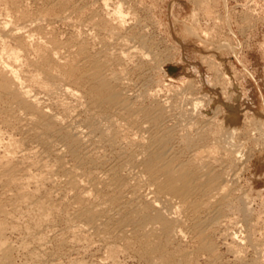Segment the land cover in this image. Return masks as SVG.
<instances>
[{
	"label": "bare ground",
	"instance_id": "obj_1",
	"mask_svg": "<svg viewBox=\"0 0 264 264\" xmlns=\"http://www.w3.org/2000/svg\"><path fill=\"white\" fill-rule=\"evenodd\" d=\"M40 1L45 8L40 12L37 7L38 15H30L21 0H7V7L0 14V115L6 116L3 120L0 116V121L7 128L17 124L24 130L21 131L24 136L16 138L11 133L13 127L11 134L0 129V200L10 201V205L9 201H3L8 202V211L0 201V215L10 216L25 209L32 222L27 234L41 242L46 227L51 231L56 228L52 220L57 216L53 218L51 214L76 204V210L69 208L75 210L70 220L64 219L68 222L66 227L64 225L65 233L74 239L91 244L92 233L119 239L126 232V236L130 233L132 239L137 238L142 246L137 244L142 248L139 257L144 258L146 264L198 263L186 249L179 248L180 242L187 238L196 244V252L216 264L218 252L213 243L218 240L214 242L211 237L221 228L227 231L240 225H236V214L242 217L241 225L251 215L247 195L238 193L236 188L240 186L238 173L248 159L240 145L234 143L235 136L223 133L224 124L216 123L213 109L193 102L191 92L194 90L188 91L192 84L187 80L179 79V86L164 82L155 89L149 85L144 67L149 63L151 68L161 69L163 55L151 46L145 25L134 13L122 11L121 4L117 2L111 9L109 0H101V11H90L88 20L85 19L88 28L107 35H98L106 40L96 43V31L90 32V37L84 35L83 11L80 7L76 8L78 11L74 6L72 9L73 1L71 6L70 0ZM54 7L63 10L65 14L58 17L67 22L71 14H78V19L74 16L77 24L70 23L74 30L68 42L51 37L57 33L48 35V30L49 33L54 30V24L45 32L46 12ZM160 87H168V97H160ZM260 197L264 200V196ZM229 213L235 217L225 218ZM255 225L258 224L246 226L251 234ZM242 229L241 233L245 231ZM236 234L227 232L224 236L230 243L224 246L241 259L244 253L241 254ZM175 243L180 245L176 247ZM258 244L250 239L253 264H264V247ZM54 252L50 251L53 258ZM108 252L114 255L115 248L109 247ZM0 254V264L11 261L8 246L1 244Z\"/></svg>",
	"mask_w": 264,
	"mask_h": 264
},
{
	"label": "rangeland",
	"instance_id": "obj_2",
	"mask_svg": "<svg viewBox=\"0 0 264 264\" xmlns=\"http://www.w3.org/2000/svg\"><path fill=\"white\" fill-rule=\"evenodd\" d=\"M0 1H1L0 3L1 13L0 14H2L4 9H6L7 7V4H6L7 0L6 1L4 0L5 2L3 0H0ZM21 1L23 2L24 7H26L25 8L26 11L28 9L27 12L28 13L30 12L29 13L30 15L32 14L38 15L39 10L40 12H42L43 9L45 8V6H43V4L41 3L42 1L40 0L39 1L35 0L36 3L34 2V0L33 1L32 0H27V1L21 0ZM70 1H69L70 6H71L72 1L74 4L71 6V8L73 6H74L73 7L74 9L80 7L81 8L80 10L83 11L82 13L83 16H81V18L82 20L85 21L84 25L86 24V27L84 26L83 28L84 32H86L84 35H86L87 37H90L88 36L90 32L91 34H94L97 32L96 33L97 39L95 40L96 43L99 42V40L102 41V39L106 40L105 37L103 38H100L102 36L98 37V35L103 34V31H96L93 29L90 30V28H88L89 25H87L88 23L86 22V20H88L89 15L91 13L98 12L100 9H102V7H100L102 1L95 0V1H98L95 3V1L93 0H87L85 4L86 6L84 5L85 0H82V1L81 0L79 1L70 0ZM117 2L121 4L122 11L124 12L130 11L131 13H134L136 18L145 25L146 27L145 32H146L147 38L149 39L151 46L154 49H156V52H159L163 55L164 62L162 63L161 69L159 70L153 69L151 68V64L149 63H148L149 65L147 64L148 67L145 66L147 69L144 67L145 69L144 74L150 79V82H148L149 85L151 84L152 88L155 87V89L157 88V86L158 87L162 86L164 82L170 83L171 85L174 84L173 86H179V83H178L179 79L187 80L189 83L192 84L191 89L189 88L188 91L191 92L192 90H194L191 92V94H193L192 95V98L194 99L193 102H197L199 107L208 106L209 108L213 109L214 115H215L214 120L216 121V123L224 124L223 133L224 134L229 133V135L233 137L235 136L234 143L236 145L237 144L240 145V148H241L240 150L242 151V154H244V156L247 157L246 159L248 160H246L245 162L246 164L244 165V168L240 170L238 173L239 179H238L237 184H239L240 186L237 185L236 188L238 189L237 190L238 193L241 192L247 195L248 197L247 204L250 207L251 215L247 219V222H244L245 224L242 222V225H241L242 217L240 215L238 216L237 214L231 215L229 213L228 215L230 216L225 215L227 216L225 218H233L236 216V222H237L236 225L240 224L238 225L240 227L238 226L234 227L236 229H234L233 227H230V230L228 228L227 231H225L224 228H221L226 233L227 232L231 233V231L233 233L235 232V234L237 233L236 236L239 238L238 244L240 247H242L241 254L244 253L242 255L243 257L241 259H238L235 256V253L230 251L227 246H224V245H228L230 243V240H228V238L224 236L226 233L223 230L221 229H220L221 231L217 230L218 232L216 231V233L213 235V237H211V239L214 238L212 239L213 241L218 240L217 243L215 244L213 243V245H215L214 250L216 253L218 252L220 256L222 255L220 257L217 254V258L221 260L216 258V264H221L220 262H222L223 264H230V263L231 264H235V263L236 264H249V263L253 264V256H254L253 254L254 253H253L252 247H249L250 239L254 240L257 244L259 243L258 241H262L263 243L260 242L259 244H260V247H264V238H263L264 237V225H263L264 224L263 223L264 222V213H263L264 212V200H261V197H260V196H264V0H201V1L200 0H109V8L112 9L113 7H115ZM25 3L26 4L30 3V4L26 5ZM90 3L93 6H91ZM207 3L208 5H206ZM31 6L33 8H31ZM37 7L38 8L42 7V8L41 9L39 8L38 10ZM82 7L86 9L84 10ZM56 9H58L57 12H56ZM31 10L33 13L31 12ZM59 10L61 11V13L58 12ZM76 10L78 11L79 9H76ZM51 11L53 12L54 15L50 14L52 13ZM62 12L63 10L59 7H54L52 8V10L46 12V15H47L46 17L48 19L47 20L48 22H45V23L47 24V26L48 25H51V26H49L48 28L46 26L47 29L45 28V25H46L45 23L43 26L46 32L48 29L53 28L52 25L54 24L53 25L54 30H51L50 33L48 32L49 31L48 30L47 31L48 35L50 36L53 33H57V34L52 35L51 37L54 39L56 38L57 41H61V42L67 41L68 42L71 39L70 33L73 34L72 31L74 30L72 24L70 23H74L76 21L78 22L77 20L78 14L77 15L76 13H74V15L71 14L70 19L67 22L65 20H61V16L65 14ZM88 12L89 14H86ZM60 14L61 16H59L60 17L59 18L58 15ZM74 16L77 19H75ZM49 21L51 22V24L49 23ZM77 22L74 24H77ZM127 22H130V21L127 20ZM67 27L68 28L70 27L69 30ZM59 36L62 38H60ZM65 36L67 38H65ZM103 36H107L105 32ZM147 60H149V58ZM149 68H151L152 70ZM150 72L152 74L154 73L155 75L154 74L152 75ZM136 74L137 73H135V75L133 76L136 77L138 75ZM134 79L133 80L136 81V78ZM169 80H173L174 82H171V81L169 82ZM180 87L182 88V86ZM160 88H162V91H161L162 93L160 94V97L164 99V95L165 97L168 95V93L166 92V89L168 87L167 88L160 87ZM170 97L171 96L169 95V98ZM171 100H172V97H171ZM172 101H174V99ZM3 115L4 114L0 115L2 117L1 118L2 120L3 118L6 117ZM0 125H1L0 129L2 128L1 130L6 134L8 132H9L8 134L12 133V135L15 136L16 138H20L21 135L24 136V133L22 134L24 130L21 127L19 129L20 125L17 126V124L16 125L14 124L16 128L12 125H10L9 128H7L8 126L7 127L4 126L2 124V121H0ZM13 132H18L20 134L18 133L14 134ZM233 137H231V139ZM53 198L52 199L56 201V197L54 196ZM6 200L5 199L3 200L1 198L0 201L2 204L5 203L4 208L5 209L7 208L6 211H8L10 207L9 206L10 201L7 200L9 201V203L3 202ZM53 200H50V201H53ZM71 206L63 208V211L65 210L66 212L65 211L63 212L62 209H59L60 212L58 210L56 214L55 212L52 213L53 215L51 214V217L53 218H55V216L58 217L57 215L58 213L60 215L58 218L57 217L55 218L56 220L53 218H50V220L53 219L52 222L54 224V227L56 226L57 229L54 227L51 228V229L54 228L52 231L55 233L53 234V232L47 229V227L46 228L43 227L45 226L44 224L42 226V229L45 228L43 230L45 235H44V241L42 240L41 242L36 241L38 239L31 238L27 234V229L30 227V224L32 222L31 220H29L28 215H26L27 211L25 209H22L23 211L21 210L18 211L17 212L18 214L15 213L10 216L8 215L9 217L7 215H0V219H1L0 220L1 221L0 230L3 233L1 234L0 232V235H2L0 236V245L2 244V245L8 246V259L11 260V261H8V264H26L25 262H27V264H33V263L35 264V262L36 264H40L41 261L39 259H41L42 260L41 263H44V264H48L47 262H49L50 260L51 261L49 262V264H68V263L70 264V262L71 264H146L147 263L144 258L139 257L140 256L139 253L141 252L140 250L142 249L141 248L142 246L139 244L135 236H134V239H132L133 237H130V236H133L130 233L127 234L126 236V232H125L124 234L125 236L124 237L119 236V239L118 237H112V238L108 237L109 240L105 238L104 234L102 233L99 234L100 236H98V234L92 233L90 235L91 238L89 240L91 244L85 241L83 242V240L81 239H74L71 236H68V234L65 233L64 225L66 227L67 224L65 223H68L66 221L70 220L69 218L73 216V213L77 208L76 204L71 205ZM73 206L75 207L73 208ZM69 208H72L75 210H71ZM67 209H68V212H67ZM64 213H66L67 216ZM70 214H71V217H70ZM15 215L17 218L14 217ZM22 216H26L29 221L25 219L26 217H22ZM2 217L4 218L3 222H2ZM22 218L24 220H22ZM57 219L59 220V223H61L60 225ZM7 220L9 223L7 222ZM13 220L14 222H12ZM20 221L22 222L24 221L23 222L24 224L23 223L21 224ZM54 221L55 222L57 221L58 224L57 223L55 224ZM4 222H5V225H4ZM15 222L17 224L14 225ZM19 224H21L20 225L21 228L20 226H18ZM252 224H258L257 226L255 225V229H254L255 231L252 232L253 235L248 229L249 226ZM14 226H17V227H14ZM246 226H248V228ZM24 229L26 230V232ZM241 229L245 230L243 231L244 233L243 232L241 233ZM18 231L20 234L17 233ZM56 232L58 234H56ZM103 232L105 233V230H103ZM219 232L224 233V234H220ZM246 232H247V235L245 234ZM248 232H250L249 237H248ZM22 233L25 234L23 237L21 236ZM66 234H67V237H66ZM218 234H220L221 236L223 235L224 237L221 238V236H219ZM242 234L244 235V237ZM260 234L262 235V237L259 236ZM52 235H54V237ZM62 235H63L64 240L60 239ZM25 236L26 237L29 236V238H25ZM57 236L60 237L58 238V240H57ZM21 237L23 239L22 241H21ZM125 237L129 238L131 241ZM256 237L261 240H258ZM47 238L49 239V242H47L48 240ZM68 238L70 239V241L68 240ZM104 238L105 240H108V241H105ZM220 238L223 239L224 242H222ZM54 239L56 240V242L54 241ZM124 239H125L124 243L125 244L126 242L127 244L131 243V246L129 244L128 246L127 244L125 246V244L123 243ZM60 240H61V246H60ZM113 240L117 245L113 243ZM186 240L187 238H185L183 241L180 242L182 248L180 246L179 248L184 249V250L186 249L188 253H191V256L195 259L194 262H198L199 264H215V263L209 262V260L205 258L204 254L200 252H196L197 249L194 247V245L196 246V244L192 242V240L190 239L187 241ZM19 241H20V244H19ZM28 241L30 242L32 241L31 242L32 244ZM57 242L59 244L58 246H57ZM109 242H110V245H109ZM35 243H37L36 244L37 247ZM83 243H86V244H83ZM219 243H220V246L219 245L217 246V244ZM7 244H10V245H7ZM18 244L20 246L19 248H16ZM88 244L93 249L89 247ZM106 244H108V246ZM137 244L140 245L141 247L138 246ZM182 244L183 246L184 245L185 246L183 247ZM51 245L53 246L51 247ZM103 245H106L105 249ZM172 245H170L168 248V250H170L169 252H171L173 249V248L170 249ZM178 245L180 244L175 243L176 247ZM9 246L14 248L15 250L12 248L10 249ZM23 246L27 250L24 249ZM32 246H34L33 250H32ZM137 246L139 248H137ZM56 247L58 250L55 249ZM65 247L69 249H66ZM109 247L115 248V253L112 256L109 255V252H108ZM127 247L129 249H127ZM22 248L26 251L22 250ZM34 248L35 250L36 249L37 250L35 251ZM41 248L43 250H40ZM45 248H47V250ZM119 248L120 249L122 248V249L119 251ZM188 248L190 252L187 250ZM190 248L193 249V251H191ZM19 249H21L22 251ZM71 249L72 250L74 249L72 251L74 254H72V252L69 251ZM135 249H138V251L137 250L135 251ZM45 250L48 255L46 254V252H44ZM86 250L88 251L85 252ZM10 251H12L13 254ZM50 251L56 252V254H54L55 255L54 258H53V253L51 254ZM19 253H21L22 255ZM11 255H13V257ZM28 255L31 256L32 259ZM42 256L44 257L42 258ZM246 257H249V258H246ZM29 259H31L32 261ZM156 259H158V257H156ZM24 260L26 261L24 262ZM45 260L47 262H45ZM198 263H194V264H198Z\"/></svg>",
	"mask_w": 264,
	"mask_h": 264
}]
</instances>
